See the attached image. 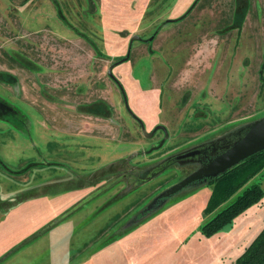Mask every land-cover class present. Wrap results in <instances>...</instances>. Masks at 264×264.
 <instances>
[{
	"label": "rangeland",
	"instance_id": "374dc122",
	"mask_svg": "<svg viewBox=\"0 0 264 264\" xmlns=\"http://www.w3.org/2000/svg\"><path fill=\"white\" fill-rule=\"evenodd\" d=\"M263 120L264 0H0V264H233L264 196L202 227L264 169L208 184Z\"/></svg>",
	"mask_w": 264,
	"mask_h": 264
},
{
	"label": "trees",
	"instance_id": "16d2710c",
	"mask_svg": "<svg viewBox=\"0 0 264 264\" xmlns=\"http://www.w3.org/2000/svg\"><path fill=\"white\" fill-rule=\"evenodd\" d=\"M263 169L264 150L210 182L208 186L213 184L214 187L206 208L207 213L210 214L225 204ZM263 196L264 192L260 185L253 184L245 188L232 204L222 209L202 227V234L211 237L226 231L233 225L236 217L243 214L252 205L258 204ZM233 264H264V229Z\"/></svg>",
	"mask_w": 264,
	"mask_h": 264
},
{
	"label": "water",
	"instance_id": "95a60500",
	"mask_svg": "<svg viewBox=\"0 0 264 264\" xmlns=\"http://www.w3.org/2000/svg\"><path fill=\"white\" fill-rule=\"evenodd\" d=\"M139 39H140L139 37L135 36L132 40L134 41V40H139ZM239 129L242 130L243 128H239ZM241 130H239V131H241ZM234 134L235 133L227 134V135H225V137H223L221 139H218V142L219 143L220 142L224 143V141L225 142L228 141V137L230 135H234ZM146 137L150 138L151 135L146 134ZM237 138L239 139V136ZM230 150H231V153L233 151H235V150H238V154H240V155L243 154V155H246L247 157H249L251 155H254V154L264 150V120L261 121L257 126H255L253 131L251 133L249 132L247 134V136L241 137L238 141H236L235 143L230 145ZM224 155H226L225 158L227 156L229 157V154L225 153ZM223 156H222V158H223ZM221 171H224V170H219L218 165H213L212 167L211 166L210 167H206L205 170H200L198 175H194L191 178L190 181L193 182L194 179L203 178V177H206V176H209V175H213L214 176V175H217Z\"/></svg>",
	"mask_w": 264,
	"mask_h": 264
},
{
	"label": "crops",
	"instance_id": "0c3cea01",
	"mask_svg": "<svg viewBox=\"0 0 264 264\" xmlns=\"http://www.w3.org/2000/svg\"><path fill=\"white\" fill-rule=\"evenodd\" d=\"M37 238H38V236H37ZM39 238H41V240H44L42 234H41V236ZM35 256L39 257V258H45L46 257V255H45V253L43 251H40L39 254L35 255Z\"/></svg>",
	"mask_w": 264,
	"mask_h": 264
},
{
	"label": "flooded vegetation",
	"instance_id": "af4514ba",
	"mask_svg": "<svg viewBox=\"0 0 264 264\" xmlns=\"http://www.w3.org/2000/svg\"><path fill=\"white\" fill-rule=\"evenodd\" d=\"M134 38V37H133Z\"/></svg>",
	"mask_w": 264,
	"mask_h": 264
}]
</instances>
